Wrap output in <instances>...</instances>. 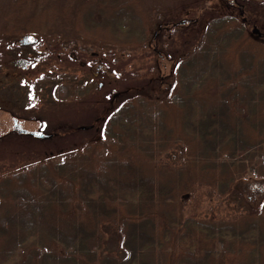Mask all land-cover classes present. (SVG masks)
<instances>
[{
  "label": "trees",
  "instance_id": "obj_1",
  "mask_svg": "<svg viewBox=\"0 0 264 264\" xmlns=\"http://www.w3.org/2000/svg\"><path fill=\"white\" fill-rule=\"evenodd\" d=\"M43 1L9 0L0 32H33ZM183 1L152 0L151 17L133 0L45 3L59 9L61 28L176 58L167 107L179 117L166 125L165 108L128 88L100 122L102 141L0 177V264H264V42L247 49L248 26L263 39L264 29L245 16L251 0H229L238 15L204 8L176 24L165 3ZM251 2L264 10V0ZM69 92L58 83L51 94L59 100ZM238 184L259 194L255 205ZM205 195L233 204L202 216ZM112 235L116 251L106 247Z\"/></svg>",
  "mask_w": 264,
  "mask_h": 264
},
{
  "label": "rangeland",
  "instance_id": "obj_2",
  "mask_svg": "<svg viewBox=\"0 0 264 264\" xmlns=\"http://www.w3.org/2000/svg\"><path fill=\"white\" fill-rule=\"evenodd\" d=\"M8 1L0 0V13ZM47 1L37 7L42 10L31 23L33 32H24L33 35V43L22 44L20 39L24 34L0 32V177L30 163L42 160L60 162L64 156L79 154L82 145L100 142L103 139L102 118H106L107 112L130 92L126 91L128 88L142 91L143 95L165 108L166 125L175 124L179 117L178 109L171 105L167 107V88L174 80L176 58L163 55L157 47L120 48L98 41L95 35L84 33L79 27L61 28L57 19L59 9L50 7L53 14L46 15L51 12L48 11L50 8L44 10ZM133 1L143 15L151 17L155 11L152 0ZM251 1L247 2L245 16L260 21L264 29V10H255ZM204 8L206 12L219 9L239 14L229 0L165 3L164 11L176 24L188 25L185 20L198 18L199 10ZM26 12L30 14V10L26 9ZM21 21L25 25L24 18ZM247 32L248 50L255 49L257 41L264 42L253 27L248 26ZM178 44L175 37L173 46ZM44 75L49 78L40 82L38 78ZM58 83L68 86L71 94L68 98L58 100L53 97L52 88ZM14 120L27 130L52 132L54 135L36 138L17 133L13 128ZM81 126H90L92 130L81 134L76 128ZM105 142L114 143L109 138ZM105 149V146L100 147L94 154L98 156ZM167 153L179 156L177 150L169 149ZM239 191L255 205L259 194L252 198L251 192ZM223 204L233 203L227 196L209 198L205 195L198 212L202 216L208 215L209 211ZM117 245L115 237L109 236L106 247L116 251Z\"/></svg>",
  "mask_w": 264,
  "mask_h": 264
},
{
  "label": "water",
  "instance_id": "obj_3",
  "mask_svg": "<svg viewBox=\"0 0 264 264\" xmlns=\"http://www.w3.org/2000/svg\"><path fill=\"white\" fill-rule=\"evenodd\" d=\"M35 38L31 34H26L24 35L21 39L20 42L22 44H29L33 43ZM13 128L17 131V133H23V134H29L33 137L36 138H48L50 135L43 133L42 131H37V130H27L26 128H22L16 120L13 122Z\"/></svg>",
  "mask_w": 264,
  "mask_h": 264
}]
</instances>
